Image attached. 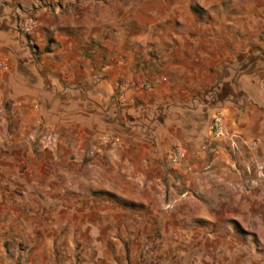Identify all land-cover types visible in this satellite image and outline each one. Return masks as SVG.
Listing matches in <instances>:
<instances>
[{
    "label": "crops",
    "instance_id": "1",
    "mask_svg": "<svg viewBox=\"0 0 264 264\" xmlns=\"http://www.w3.org/2000/svg\"><path fill=\"white\" fill-rule=\"evenodd\" d=\"M48 1L62 6L38 12L37 35L52 30L58 44L70 46L69 54H53V74L92 73L79 65V46L90 40L118 45L119 64L97 69L103 80L78 87L63 111L58 100L52 116L23 103L25 136L41 124L59 137L66 128L71 144L44 153L46 162L28 166L24 181L0 166V264H264V7L247 3L239 12L247 20L212 23L227 30L221 39L189 35L198 20H183V35L162 39L122 34L133 24L156 28V0ZM34 2L0 0V16ZM175 2H161L160 25L169 32ZM182 3L187 14L191 0ZM148 45L162 47L161 61L149 58ZM155 68L161 82L145 90ZM1 115L0 153L11 136ZM217 115L219 138L212 132ZM174 146L184 153L179 164L170 159Z\"/></svg>",
    "mask_w": 264,
    "mask_h": 264
},
{
    "label": "rangeland",
    "instance_id": "2",
    "mask_svg": "<svg viewBox=\"0 0 264 264\" xmlns=\"http://www.w3.org/2000/svg\"><path fill=\"white\" fill-rule=\"evenodd\" d=\"M141 6L146 5L148 0H139ZM166 0H156V5L159 7L160 14L157 17H161L156 28H140L133 24L130 26L131 29L127 30L123 28L112 29L107 34L106 39L114 38L122 32L124 36L130 37H161L162 39L166 36H180L183 35L185 30L181 28L182 21H200L201 25L198 29L191 28L188 30L189 35L195 36L199 35L204 38L218 37L220 39L222 36H226L227 30L213 28L212 23L216 22H226L227 19L231 17H236L237 20H247L241 17L243 5L249 3L250 8L254 9L256 6L259 8L264 7V0H215L214 5L209 4L208 6H201L196 0H191L189 5V12L187 14L183 13V0H176L174 4L176 10V18L174 20V26L169 32L165 29L163 24L164 16V4L161 3ZM175 0H173L174 2ZM234 5L236 8L235 12L232 14L223 11L221 8H227L226 6ZM253 4V5H252ZM61 7L62 3L59 1L52 4L48 0H35L31 7H23L20 4L14 5V9L8 14L0 16L3 22V27L5 28L3 32V38H0V77L4 80L2 84L1 95L3 98V108L0 110L2 112L1 117L7 120V132L11 133V136L1 143L3 149L0 153V166H8L11 170V179L15 182L19 180H25V171L28 166L31 165H41L46 162V158L43 154L46 152H52V150L68 148L69 142L67 140L68 134H66L67 129L64 130V136L59 137L53 131L51 127L46 125H40L39 129L34 128L31 134L27 137L25 136L26 127L23 119V103L28 101L33 105L43 106L45 114L52 116L55 112V103L59 100L60 106L64 105V102L72 100L74 96V91L79 90L78 87L88 83L89 80L94 84L98 81H102L103 78L97 74V69H103L105 66L115 67L119 64L116 55L119 54V46L115 44L111 45H101L99 41L90 40L84 46H79V49L83 51L85 55V62L79 64L81 68H86L90 71H82L80 76H73L72 72L69 70H61L60 74H53L51 67L53 65V54H69L70 46L58 44V38L55 36V31H46L41 36H38V12L42 10L49 9L52 10L53 7ZM251 11V10H250ZM240 12V13H239ZM255 12H250V17L255 14ZM187 16V19L185 18ZM258 18L255 16L254 23L257 24ZM128 27V26H127ZM122 29V30H121ZM2 30V29H1ZM219 31L221 34H218ZM172 33V34H171ZM121 34V35H122ZM215 34V36H213ZM41 35V33H40ZM221 41V40H220ZM138 46V45H137ZM159 46V45H158ZM156 45V47H158ZM126 47V45H125ZM143 47V46H139ZM155 47V48H156ZM68 48V49H67ZM124 48V47H123ZM121 48V49H123ZM153 50L152 45H148L149 58L155 59L157 62L162 60L163 49ZM220 48V47H219ZM75 47L72 46L73 53ZM125 49V48H124ZM221 52V49H220ZM6 55V57H4ZM108 59V61H107ZM139 64H145L146 62H139ZM162 65V64H161ZM57 73V72H56ZM162 74L160 68H155L154 72L150 75L153 80H147L142 84L145 90H151L153 85L161 82L159 77ZM150 78V76H149ZM264 77L261 78L260 83ZM114 79V78H113ZM162 80V79H161ZM163 82V81H162ZM117 85L122 87V82L119 81ZM150 85L151 87L147 89L145 86ZM116 91H113L108 98L109 101L115 98ZM63 111L61 107L59 109ZM109 142V141H108ZM96 144V142H95ZM47 159V165L51 163ZM52 161V160H51ZM205 196V195H204ZM174 208V206H169ZM197 224L206 223L210 225L212 221L199 222ZM224 223V221H221ZM227 223V222H225ZM223 242L227 244L232 238L222 237ZM249 240H254L259 242V238H252ZM264 241V238H262ZM236 243H243L242 239L236 238ZM262 260H264V245L262 246V252L258 254Z\"/></svg>",
    "mask_w": 264,
    "mask_h": 264
},
{
    "label": "built area",
    "instance_id": "3",
    "mask_svg": "<svg viewBox=\"0 0 264 264\" xmlns=\"http://www.w3.org/2000/svg\"><path fill=\"white\" fill-rule=\"evenodd\" d=\"M262 86L264 87V78L261 81ZM147 89H149L151 86L147 85L145 86ZM212 132L215 137H222L224 136V129H223V122L221 116H215L212 123ZM184 158L183 150L180 146H174L171 150L170 159L171 162L174 164H179Z\"/></svg>",
    "mask_w": 264,
    "mask_h": 264
}]
</instances>
